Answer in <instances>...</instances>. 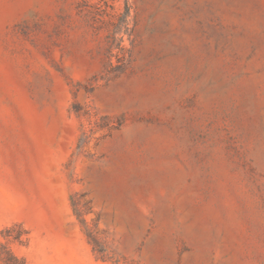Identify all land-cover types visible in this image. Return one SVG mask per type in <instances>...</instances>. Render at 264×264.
Masks as SVG:
<instances>
[{"label":"rangeland","instance_id":"obj_1","mask_svg":"<svg viewBox=\"0 0 264 264\" xmlns=\"http://www.w3.org/2000/svg\"><path fill=\"white\" fill-rule=\"evenodd\" d=\"M2 245L264 264V0H0Z\"/></svg>","mask_w":264,"mask_h":264},{"label":"trees","instance_id":"obj_2","mask_svg":"<svg viewBox=\"0 0 264 264\" xmlns=\"http://www.w3.org/2000/svg\"><path fill=\"white\" fill-rule=\"evenodd\" d=\"M15 240H19V237H15ZM1 247L4 251L0 253V256H2V260L5 264H26L23 258H18L9 250H6V246L2 245Z\"/></svg>","mask_w":264,"mask_h":264}]
</instances>
